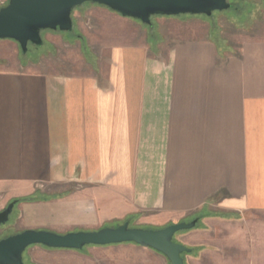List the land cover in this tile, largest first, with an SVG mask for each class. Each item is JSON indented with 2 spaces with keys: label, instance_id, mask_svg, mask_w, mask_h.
Here are the masks:
<instances>
[{
  "label": "crops",
  "instance_id": "1",
  "mask_svg": "<svg viewBox=\"0 0 264 264\" xmlns=\"http://www.w3.org/2000/svg\"><path fill=\"white\" fill-rule=\"evenodd\" d=\"M81 5L72 30L89 62L75 49L72 70L40 69L0 53V204L19 200L34 229L136 214L196 219L202 235L250 228L244 215L264 211V39L232 50L173 16L158 23L179 29L156 37L152 24Z\"/></svg>",
  "mask_w": 264,
  "mask_h": 264
},
{
  "label": "rangeland",
  "instance_id": "2",
  "mask_svg": "<svg viewBox=\"0 0 264 264\" xmlns=\"http://www.w3.org/2000/svg\"><path fill=\"white\" fill-rule=\"evenodd\" d=\"M228 2L232 5L231 8L214 11L210 16L181 14L171 18L180 21L183 27L180 30L183 33L207 32L219 46H231L232 50H236L243 39L251 37L264 39V0H228ZM162 18L160 15L151 17V28L156 37L158 32L167 35L168 32H175L179 29L168 21L167 23H158ZM88 21L91 23V20ZM144 25L148 28V25ZM78 31V27L74 24L70 34L63 32L65 35L62 40L50 42L52 40H48L47 31L42 30L40 32L42 45L28 44L27 51L22 53L16 41H4L0 43V53L11 55L19 64H30V66L40 69L43 66L54 64L56 68L60 67L59 69L63 71L72 70V54L75 49L76 52L81 51L83 61L86 59L89 62L93 55H91L87 42L76 41L77 35L80 34L77 33ZM182 36L181 38H183ZM74 44H76L75 48H73ZM67 187L70 186H63L62 189ZM19 202L14 205L8 221L0 226V239L27 229L24 228L18 216ZM5 207L6 204H0V211ZM115 213L117 212L115 211ZM139 216L136 214L105 221V224L99 221L94 224L75 225L68 228H62V224L55 222L49 224V227L53 228L38 229L60 231V233L95 230L106 226H117L126 220L132 227L155 229L170 224L149 223ZM244 218L250 228H215L213 232L211 229V232L204 233V235L201 232L194 234L195 230L200 228H190L175 233L173 240L190 249L189 252H184L182 255L184 264H264V211L248 212ZM206 234L209 237H206ZM92 246L94 245L84 246L82 249L72 252L41 245L38 247L29 246L23 252L22 259L25 264H170L161 253L131 242Z\"/></svg>",
  "mask_w": 264,
  "mask_h": 264
},
{
  "label": "water",
  "instance_id": "3",
  "mask_svg": "<svg viewBox=\"0 0 264 264\" xmlns=\"http://www.w3.org/2000/svg\"><path fill=\"white\" fill-rule=\"evenodd\" d=\"M88 2L105 6L121 16L136 19L146 25L151 24V17L155 15L210 16L214 11L232 7L228 0H7L0 7V39L16 41L22 53H25L28 44L42 45V30L71 31L73 8ZM14 204L15 201H11L0 211V226L8 221ZM195 223L196 219H193L154 229L132 227L125 221L117 226L65 233L27 228L0 239V264H25L22 254L32 245L80 250L88 245L105 246L127 242L161 253L170 264H184L182 253L190 249L175 242L173 236L178 231L194 227Z\"/></svg>",
  "mask_w": 264,
  "mask_h": 264
},
{
  "label": "trees",
  "instance_id": "4",
  "mask_svg": "<svg viewBox=\"0 0 264 264\" xmlns=\"http://www.w3.org/2000/svg\"><path fill=\"white\" fill-rule=\"evenodd\" d=\"M151 25V24H150ZM150 25H148V26H150ZM17 201H19V200H17ZM126 221H128V220H126ZM182 255H183V253H182Z\"/></svg>",
  "mask_w": 264,
  "mask_h": 264
}]
</instances>
